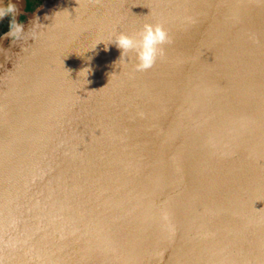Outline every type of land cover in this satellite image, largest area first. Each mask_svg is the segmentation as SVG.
Returning <instances> with one entry per match:
<instances>
[{
  "label": "water",
  "instance_id": "95a60500",
  "mask_svg": "<svg viewBox=\"0 0 264 264\" xmlns=\"http://www.w3.org/2000/svg\"><path fill=\"white\" fill-rule=\"evenodd\" d=\"M10 2L0 264H264V0Z\"/></svg>",
  "mask_w": 264,
  "mask_h": 264
},
{
  "label": "clouds",
  "instance_id": "9594fccd",
  "mask_svg": "<svg viewBox=\"0 0 264 264\" xmlns=\"http://www.w3.org/2000/svg\"><path fill=\"white\" fill-rule=\"evenodd\" d=\"M17 12V6L11 2L6 7L0 6V20L9 15L13 17L9 25V31L5 34L6 37H11L13 43L21 40L24 33L23 24L17 23L15 19ZM38 19L37 17L33 21L34 25L38 23ZM111 43L121 50L120 59H123L130 52L134 53L135 70L146 71L155 65L157 59L163 55V45L171 43V40L168 32L161 24L145 23L135 36L121 32L115 36ZM105 50H107V47ZM82 71L88 74L91 69L85 68ZM164 218L167 219L166 214Z\"/></svg>",
  "mask_w": 264,
  "mask_h": 264
}]
</instances>
